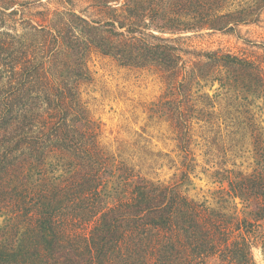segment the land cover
I'll return each instance as SVG.
<instances>
[{"label":"trees","instance_id":"16d2710c","mask_svg":"<svg viewBox=\"0 0 264 264\" xmlns=\"http://www.w3.org/2000/svg\"><path fill=\"white\" fill-rule=\"evenodd\" d=\"M77 1L83 12L76 0H0V264H260L255 251L264 264V42H174L240 38L264 0ZM94 55L168 83L151 109L176 136L178 180L148 177L168 156L145 133L106 140L82 91ZM206 149L215 204L182 190ZM242 153L251 172L233 161Z\"/></svg>","mask_w":264,"mask_h":264},{"label":"rangeland","instance_id":"374dc122","mask_svg":"<svg viewBox=\"0 0 264 264\" xmlns=\"http://www.w3.org/2000/svg\"><path fill=\"white\" fill-rule=\"evenodd\" d=\"M76 3L77 12H83L87 7L84 2L76 0ZM59 6L54 2L48 7L54 10ZM38 10L39 8L35 6L29 7L25 12L26 16ZM246 39L264 42V13L262 22L258 26L241 28L240 38L234 34L208 31L176 36L174 42L183 50L202 51L220 48L240 52L248 49L245 44ZM89 65L92 78L82 86L83 98L92 118L101 124L106 140L114 142L118 139H129L134 132L145 133L150 141L148 148L168 156V158L163 156L160 162L161 165L164 164L163 167L156 166L157 169L148 174V177L165 183L178 180L180 156L176 136L167 117L159 116L157 113L152 114L151 109L165 97L168 83L155 71L121 66L110 57L94 55ZM207 150L197 152L200 153L199 167L195 169L189 182L182 186V190L191 199L215 204L214 192L220 185L215 182L212 175L216 170L213 167L214 158L206 152ZM241 156L242 158L237 157L233 161L242 165V169L246 172H251L254 164L250 155L242 153ZM3 222L4 218H0V225ZM254 254L257 262L263 264L259 251H255Z\"/></svg>","mask_w":264,"mask_h":264}]
</instances>
